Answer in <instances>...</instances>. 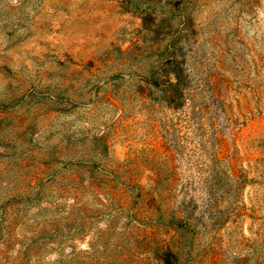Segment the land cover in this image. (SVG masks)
Here are the masks:
<instances>
[{
    "label": "rangeland",
    "instance_id": "1",
    "mask_svg": "<svg viewBox=\"0 0 264 264\" xmlns=\"http://www.w3.org/2000/svg\"><path fill=\"white\" fill-rule=\"evenodd\" d=\"M179 2L0 0V264H264V0Z\"/></svg>",
    "mask_w": 264,
    "mask_h": 264
},
{
    "label": "trees",
    "instance_id": "2",
    "mask_svg": "<svg viewBox=\"0 0 264 264\" xmlns=\"http://www.w3.org/2000/svg\"><path fill=\"white\" fill-rule=\"evenodd\" d=\"M186 1H188V0H180V2L178 3V5H180L181 7L184 5V2H186ZM177 5V6H178ZM148 10H147V7H146V10H144V13H146ZM158 20L155 18V17H152V30H151V32H154L155 30V28H156V26L158 25ZM168 60V62H167V64L169 65V66H171L172 68H173V73H174V82H167V87H170L171 88V93L173 94V93H177V91H181V87H183V86H185V77H183V75H182V72H181V68L180 69H178L177 68V66L179 65L175 60H174V58H167ZM31 242H33L34 244L32 245H27V247H26V249L25 250H27L26 251V253L24 254V253H22L18 258V260H20V258H21V261L20 262H18L17 264H27L28 263V260H30L29 259V257H30V255H35V256H38V248L40 247V244H41V242L37 239V241L36 240H32ZM37 243H40L39 245L37 244ZM37 249V250H36ZM1 258H2V256H1ZM37 264V263H36Z\"/></svg>",
    "mask_w": 264,
    "mask_h": 264
}]
</instances>
